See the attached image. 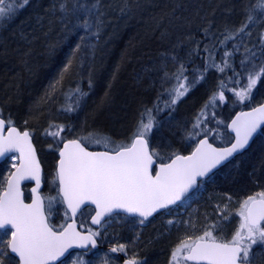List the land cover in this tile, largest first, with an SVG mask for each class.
Listing matches in <instances>:
<instances>
[{
  "label": "trees",
  "instance_id": "1",
  "mask_svg": "<svg viewBox=\"0 0 264 264\" xmlns=\"http://www.w3.org/2000/svg\"><path fill=\"white\" fill-rule=\"evenodd\" d=\"M15 2L18 0H9V3ZM96 2L79 0V3L89 6ZM256 2L98 0V17L89 18L94 25L93 30L99 24L97 37L86 35L83 29L75 27L77 17L81 20L84 18L82 12L72 11L74 5L78 6L77 0H29L26 6L12 12L10 18L0 20V97L8 109L18 115L17 118H25L29 124L39 127L46 118L57 114L56 101L61 98L58 93H68L70 103L61 111L63 115L56 119L61 118L64 125L63 131L54 139L56 145L69 138L89 136L90 133L103 134L112 139H120V133H126L130 139L145 109L151 110L159 125L164 124L159 134L165 143L177 141L183 122L191 121L193 129L198 118H205L207 121L202 122L193 143L207 134L215 145H225L232 140V136L227 129L229 120L220 115L224 106H220L219 110L214 107V113L210 106L214 103L211 99L217 90L226 86L227 80L212 76L213 71L206 63L207 52L203 48L209 45L214 50L215 61L222 60L230 52L237 80H245L246 73L254 72L264 64V41L261 40L264 19L258 14L254 13L256 21L245 30L250 32L248 37L241 33L234 40L222 43L223 34H234L245 22L246 10H250ZM61 3H66L69 9L67 15L60 11ZM206 29L208 35H205ZM81 37H84L83 41ZM77 44L81 47L73 57L72 67L61 83L54 90L50 89ZM238 47L243 51L237 52ZM173 66L177 67L176 71H170ZM177 77H180L179 81ZM194 79L196 82L193 85ZM182 82L189 86L190 93L184 101H177L169 107L171 99L167 97L172 92V86ZM160 85H165L164 90L161 95H155ZM263 85L264 78L255 89ZM190 97L193 98L191 101ZM246 106L232 108L228 119ZM172 115L177 116L176 124L171 122ZM206 125L210 126L208 131L212 135L203 130ZM155 127L148 140L152 151L158 147L165 152L164 156L156 157L159 162L169 160L175 153L186 154L193 149L194 144L178 149L174 146L163 148V142L157 146L158 127ZM53 129L56 130V127ZM95 138L93 136L88 140ZM82 140L90 149H102ZM40 156L42 163L45 162L54 175L58 159L56 150L50 158ZM28 188L29 185L25 186L27 200L30 199ZM200 189L216 200L222 198V193L241 199L264 192V131L257 136L249 150L210 178L202 180L192 194ZM43 190H46V183ZM202 205L209 204L203 202L199 206ZM85 211L89 213L92 208L87 207ZM68 219L69 213L63 206V215L54 221L53 227L59 230L61 223ZM149 241L146 246L153 245V241ZM141 252L150 261V254L145 249Z\"/></svg>",
  "mask_w": 264,
  "mask_h": 264
},
{
  "label": "snow or ice",
  "instance_id": "2",
  "mask_svg": "<svg viewBox=\"0 0 264 264\" xmlns=\"http://www.w3.org/2000/svg\"><path fill=\"white\" fill-rule=\"evenodd\" d=\"M28 3L29 0H18L15 3L0 0V20L10 18L12 12ZM77 5H74L73 13L82 12L84 18L81 20L77 17L78 22L75 27L83 29L86 35L98 37L99 24L97 23L93 30L94 25L89 22L90 17L99 15L98 0L91 6L79 3L77 0ZM59 7L61 12L68 14L66 3H61ZM246 11L245 22L234 34L227 32L223 34L222 43L234 40L236 35L241 33L250 35V32L245 30L256 21L254 13L264 19V0H257L251 9ZM205 35H208L207 29ZM83 40L84 37H81V41ZM261 40L264 41V35L261 36ZM80 47V44L76 45L57 79L50 85V89L54 90L61 83L64 75L72 67L73 57ZM220 71L223 69L221 68ZM262 78H264V64L248 75L247 88L236 93L239 99L241 101L249 99L252 89ZM177 79L179 81L180 77ZM195 82L194 79L192 84L194 85ZM187 91L188 88L183 83H178L172 90V99L168 106L175 104ZM219 98L224 99L223 93ZM154 125L158 127L159 122L155 121L150 109H145V114L142 115L130 143H116L103 134L91 133L83 139L88 140L95 136L94 142L102 145L104 151H89L80 139L63 143L62 148L59 149L56 170L58 195L62 194V202L67 203L73 216L81 205L88 202L95 205L93 224H100L106 216L120 210L138 214L143 218L139 223L143 224L154 213L180 201L189 189L197 185L198 177L206 176L221 161L245 149L258 129L264 131L262 128L264 106L254 108L249 113H241V116L232 122L235 142L230 147L213 148L207 140H203L192 155L175 154L170 163H161L158 169L154 167L156 163L154 157L159 154L149 150L146 139ZM193 127L196 128L198 125ZM62 131V127L56 126V131L48 134L58 137ZM0 157L9 161H19L18 164L12 165L15 172L9 175L5 181L6 187L0 192V229L5 230L4 236H11L6 244L0 239V244H3V248H0V264H4V257L8 258L9 264H13L11 254L19 258L15 264H53L74 246L80 248H87L88 245L96 246L94 237L99 235L97 232L82 235L76 230L74 223L61 225L60 230L57 231L48 223L45 203L39 193L42 170L37 158V150L32 143L30 132L19 130L10 117L7 122L0 118ZM24 180L35 181L36 187L31 191L36 197L30 204L24 202L21 191L20 185ZM54 199L56 198L49 197V212ZM238 215L239 227L230 240L226 242L218 240L212 230H205L203 235L195 240H184L173 251V264H179L181 255L183 261H191L193 264H252L253 246L264 245V192L245 199ZM215 227L212 226L213 229ZM124 250V245L111 249L112 252ZM128 264H143V261L138 262L132 258Z\"/></svg>",
  "mask_w": 264,
  "mask_h": 264
},
{
  "label": "rangeland",
  "instance_id": "3",
  "mask_svg": "<svg viewBox=\"0 0 264 264\" xmlns=\"http://www.w3.org/2000/svg\"><path fill=\"white\" fill-rule=\"evenodd\" d=\"M249 32V31H248ZM248 37V35H247ZM245 42V41H244ZM246 44V43H244ZM243 44V45H244ZM207 49V51H206ZM238 51H243V48L238 47ZM203 51L207 52L206 63H208L210 69L213 71V77L218 80H227L226 86L224 88H220L217 90L213 97L215 99H211L214 103H211V111L214 113V107L216 109H221L220 106H224L222 113L220 114L223 118L228 121L231 113L229 112L233 106L238 105H255L260 102L264 98V85L259 87L257 90L255 87L251 91V95L249 99H245L241 101L239 97L236 95L237 92L242 89L247 88L248 84V75L250 73H254L250 71L245 74V80L236 79L235 76V65L233 64V55L231 54L229 57L223 58L220 61H215V52L211 48H207L204 46ZM217 64V65H216ZM215 65V66H213ZM223 71H220V69ZM224 82V81H223ZM240 82L242 84L240 85ZM183 83V82H182ZM184 84V83H183ZM178 84L174 83L172 86L173 90L177 87ZM188 91L177 101H184L186 96L190 93V88L188 85L184 84ZM223 93L224 99L221 100L220 94ZM172 99V92L169 93ZM193 97V96H192ZM190 97L189 101L193 98ZM176 101V102H177ZM218 101V103H217ZM208 115L209 112H205ZM207 114L205 116H207ZM0 116L9 119L11 118L12 122L16 126H25L26 121L25 118L19 119L18 115H14L10 109L3 103H0ZM222 117L221 120L222 121ZM177 116L172 115L171 121L176 124ZM51 121V120H50ZM175 121V122H174ZM206 122L207 119L199 118L194 125H198V127L191 129V121L183 122V126L181 129L180 135L177 137V141L170 144L165 143L161 140V136L159 133L156 135V145L159 142H163V148H169L175 146V143L179 144L180 142L186 144L187 147H191L194 143L192 139L197 138L198 130L201 128L202 122ZM219 121V122H220ZM217 122V123H219ZM53 124V122L51 121ZM167 123V122H166ZM43 125V124H42ZM41 126H37L39 129H42ZM190 125V126H189ZM209 125H206L203 130L208 131ZM213 130V129H212ZM215 130V129H214ZM56 131L55 129H51V132ZM36 132V131H35ZM209 135L211 131H208ZM49 133V132H48ZM47 133V135H48ZM154 133V127L151 130L150 137ZM34 134V133H33ZM47 135H41L39 137L41 139L42 150L47 154H54V151L58 149L59 145H56L55 137L51 135L49 137L50 141L42 143V140L46 139ZM50 135V134H49ZM37 136V135H36ZM53 137V138H52ZM57 139V137H56ZM95 139L87 140V143L90 145L101 147L105 149L102 145L96 144L94 142ZM116 143H130L131 138L129 137L122 139H112ZM45 141V140H44ZM154 141V139H153ZM197 141V140H196ZM192 145H189V144ZM176 144V145H177ZM196 143L194 144V146ZM158 146V145H157ZM163 149H159L157 147L156 151L160 156H164L162 151ZM44 153L42 154L44 156ZM176 154V153H175ZM13 164H18V160H6L3 165L0 167V192L5 187V181L9 177ZM56 172V169H55ZM53 174V173H52ZM54 175H52L53 178ZM222 178V175H221ZM46 190H43V196L45 198L47 204V213L52 222L51 225H54V221L61 218L63 215V202L57 195L58 186L55 183L50 182L48 177L46 178ZM260 193V192H259ZM258 193L254 194L257 195ZM205 193L204 189H200L197 193L192 194L188 199H185L181 202V207L177 210H171L162 213L155 219L145 221L143 224L139 223L141 219L139 218H130L125 215H119L112 220H107L105 223L101 225L99 228H93L88 219L90 218L92 212L87 213L85 210L81 213L79 217V222L81 228L83 230H91L92 232H97L99 235L97 237L106 244L113 245L119 247L120 245L125 246V250L123 251L126 255L133 256L138 262L143 261V264H173L172 262V253L173 251L179 247V245L184 240H195L197 237L203 235L205 230H212L213 234L217 236V238H228V225L233 223L234 228L233 231H236L239 227L240 217L238 215L239 209L245 199L248 197L244 196L241 199H235L236 197L229 195V193H222V198L213 199L212 196ZM253 196V195H251ZM49 197H55L52 201L51 211L48 210V202ZM203 202L209 205L199 206ZM196 203L198 205L196 206ZM213 204V205H212ZM224 204V205H223ZM223 205V206H222ZM61 216V217H60ZM224 217H227L225 219ZM69 220V219H68ZM68 220H65L62 225H64ZM171 221V223H169ZM59 224L58 226H60ZM215 225V229L212 226ZM56 226V225H55ZM234 234V233H232ZM0 239L3 240V243L6 244L7 240L10 239V235L4 236V231L0 230ZM150 240V241H149ZM153 241V245H147V242ZM155 242V243H154ZM144 247V248H143ZM264 247V245H263ZM0 248H3V244H0ZM145 249V252L150 254V261L147 259L145 254L141 251ZM7 264H9L8 258L4 257ZM3 258V259H4ZM255 258V256H254ZM254 258L252 262H254ZM182 255L179 259V264L182 263ZM14 261V259L12 258ZM59 264H119L117 258L112 256V254H107L105 251H75L73 252L67 259Z\"/></svg>",
  "mask_w": 264,
  "mask_h": 264
},
{
  "label": "water",
  "instance_id": "4",
  "mask_svg": "<svg viewBox=\"0 0 264 264\" xmlns=\"http://www.w3.org/2000/svg\"><path fill=\"white\" fill-rule=\"evenodd\" d=\"M261 106H264V101H263L262 103L256 105V106H253L252 108H248V109H245V110L238 111L237 113H235V114L231 117V119L228 121V124H227L228 132L233 136V140H232V142H231L230 144H228V145H226V146H216V145H214L213 143L210 142L209 138H207V137H203V138H201V139L198 140L196 146L192 149L191 152H189V153H187V154H179V155H181V156H190V155H192V153L195 151V149L199 146V143H200L201 141H203V140H207L208 144H210L213 148L223 149V148L230 147V146L235 142V132L233 131V128H232V122H233L234 120H236V118H237L238 116H241V113H249V112H252L254 108H258V107H261ZM0 118H1V117H0ZM242 119H243V118H242ZM262 128H264V125H262ZM18 129H19V128H18ZM19 130H20V129H19ZM6 131H7V128H6ZM23 131H24V130H23ZM260 132H261V130L258 129L257 132L253 134V137L250 139L249 144L245 147V149L241 150V151L238 152V153H234L233 156L229 157L227 160L221 161V163L218 164L215 168H213V169H212V170H211L206 176H204V177H198V178H197V185L194 186L193 188L189 189L188 193H186L185 196H184L180 201H177L176 204L169 205L168 208H170V207H172V206H175V205L179 204L182 200H184L187 196H189L193 191H195L196 188H197L198 185H199V182H200L201 180L209 178L213 173H215L217 170H219L220 168H222L223 166H225L226 164H228V163H229L230 161H232L235 157H237L238 155H240V154L244 153L245 151H247V150L249 149V147L252 145V143L254 142V140L256 139V137L259 135ZM146 139H147V137H146ZM68 140H72V139H67V140H65L63 143H66ZM147 140H148V139H147ZM32 143H33V145L35 146L34 141H33V138H32ZM63 143L61 144V147H60V148H62ZM148 144H149V141H148ZM84 146H85V145H84ZM85 147H86L89 151H104V150H102V149H101V150H98V149H90V148H88L87 146H85ZM35 148H36V146H35ZM149 150L151 151L150 145H149ZM9 155H13V154H9ZM15 155H18V154H15ZM174 157H175V156H173V157H172L168 162H166V163H170L171 160L174 159ZM37 158H38V160H39V162H40L38 152H37ZM154 159H155V157H154ZM58 160H59V151H58ZM58 160H57V164H58ZM5 161H6L5 158L0 157V166H1V164L4 163ZM155 161H156V159H155ZM18 163H19V161H18ZM160 164H161V163H157V161H156L154 167H156V168L158 169V167H159ZM40 166H41V170H42V172H41V187H40V189H39V193H40V195H41V197H42V199L44 200V203H45V199H44V196H43V193H42V190H43V187H44V182H43V168H42L41 162H40ZM56 170H57V165H56ZM14 172H15V168L12 170L11 173H14ZM11 173H10V174H11ZM28 184L30 185V187H29L30 200H29V201H27V200L25 199V190H24L25 185H28ZM5 187H6V184H5ZM5 187H4V188H5ZM20 187H21V191L23 192L24 202L30 204V203L32 202V200L35 199V197H36V194L33 193V192L31 191L33 188L36 187V185H35V181H34V180H24V181L21 182ZM3 190H4V189H3ZM3 190H2V191H3ZM2 191H1V192H2ZM61 195H62V194H61ZM61 195H60V197H61ZM63 204H64V207L66 208V210L68 211L69 215H70V219L65 223V226L68 225V224H73V223H74L75 228H76V230H77L78 232H80L82 235H85V236H86V235H89L90 231H88V230H85V231H84V230H82V229L80 228V224H79V222H78V217H79V215L81 214V212H82L85 208H87V207H92L93 209H95V205H92V204L86 202L84 205H81L80 209L77 210L75 216H73L72 213H71V209H69L68 206H67V203H66V202H63ZM168 208H166V209H168ZM166 209H161V210H159L158 212L154 213L152 216L148 217L147 220L151 219L153 216H155V215L158 214L159 212L164 211V210H166ZM45 211H46V203H45ZM46 214H47V212H46ZM115 214H123V215L129 216V217H137V218L143 219L142 217H139L138 214L126 213V212L120 210V211H118V212H114V213L110 214L109 216H106V217L101 221L100 224H93V223H92V217L95 216V210H94V212L92 213V215H91L90 218H89L90 225H91L93 228H99V227H100V226L106 221V219H108L110 216L115 215ZM147 220H146V221H147ZM48 223H49V219H48ZM49 224H50V223H49ZM50 225H51V224H50ZM0 230H3V231H4V229H0ZM57 231H59V230H57ZM10 238H11V236H10ZM94 239L96 240V246H95V247H92L91 245H88L87 248H80V247L74 246V247L70 248V249L68 250V252L65 253L64 256L60 257L57 261L53 262V264H58V263L62 262L65 258H67V256H68L70 253H72V252H74V251H76V250L87 251V250H89V249H97V248H99V247H100V244L98 243V241H97V239H96L95 237H94ZM114 247H115V246H108L107 249H108L109 252H111V253H113V254H118V255L121 254V252H112L111 249L114 248ZM12 255L15 256L17 259H19L15 254H12ZM129 260H130V259H125L124 262H123V264H128V261H129ZM190 262H191V261H190Z\"/></svg>",
  "mask_w": 264,
  "mask_h": 264
},
{
  "label": "bare ground",
  "instance_id": "5",
  "mask_svg": "<svg viewBox=\"0 0 264 264\" xmlns=\"http://www.w3.org/2000/svg\"><path fill=\"white\" fill-rule=\"evenodd\" d=\"M66 18V17H65ZM207 48H211V47H209V45L207 46ZM212 49V48H211ZM237 52H241V51H238V50H236ZM230 56V52L225 56V59H226V57H229ZM233 64H234V61H233ZM235 65V64H234ZM176 69H177V67H172V69L170 70V71H176ZM165 87V85H160L156 90H155V95H161V93L163 92V88ZM59 95H61V98L58 100V101H56V110L59 112H57V114L56 115H54L53 117L52 116H50L49 118H46L45 119V122L43 123V125H42V129H39L37 126L35 127V125H32V124H29L28 122H26L25 124V126H22V127H20V126H16L17 128H19L21 131H23V130H27V131H29L30 132V134H31V137L33 138V141H34V144H35V146H36V150H37V152H38V155H39V159H40V162H41V165H42V168H43V182L45 183L46 182V178L48 177V179H49V181L50 182H53V183H55V185H57L58 186V181L56 180V172H54V176H53V178H52V171L50 170V168L48 167V165L44 162V164L42 163V158H41V154H43L44 152H43V150H42V147H40V145H41V139L39 138V137H41V135L43 136H45V135H47V133L49 132L50 133V130L52 129V128H55L56 126H61V127H63L64 128V125H63V120L60 118V119H58V120H56L57 118H59L60 116H62L63 115V113H61V111H63L64 109H66L67 107H68V105H69V103H70V101H69V94L68 93H63V92H59L58 93ZM159 97V96H158ZM167 99H171V96H168L167 97ZM264 101V100H263ZM263 101H260V102H258V103H256L255 105H251V106H246L245 108H243V109H239L238 111H241V110H245V109H248V108H252L253 106H256V105H258V104H260V103H262ZM2 102V99H1V97H0V103ZM239 106L240 105H236V106H233L232 108H239ZM237 111V112H238ZM236 112V113H237ZM1 117V116H0ZM1 118H3L6 122H7V118H5V117H1ZM167 119H169V118H167ZM231 119V118H230ZM229 119V120H230ZM53 122V124L51 123V121ZM169 121V120H168ZM167 121V122H168ZM63 125V126H62ZM163 125L164 124H162V125H159L158 126V128H157V132L158 133H160V131L163 129ZM94 130L96 131V129L94 128ZM156 130V127H155V125H154V131ZM36 131V132H35ZM85 132V131H84ZM34 133V134H33ZM85 134H89L88 132H85ZM118 134V136H119V133H117ZM37 135V136H36ZM51 137V135H47L46 137V139H44V140H42V143H44V142H47V141H50V139H49V137ZM127 137V135H126V133H120V139H122V138H126ZM203 137H207V138H209V136L207 135V134H205V135H202V137L201 138H203ZM53 138V137H52ZM201 138H199V139H201ZM69 139H80L81 140V143L83 144V145H85V146H87V144L82 140L83 138L82 137H80V138H77V137H73V138H69ZM147 139H148V137H147ZM198 139V140H199ZM67 140V139H66ZM198 140H197V142H198ZM209 140H210V138H209ZM65 141V140H64ZM63 141V142H64ZM38 143V144H40V145H36V143ZM62 142V143H63ZM192 142H194V139H192ZM197 142H196V144H197ZM61 143V144H62ZM231 143V141L229 142V143H226L225 145H221V146H226V145H228V144H230ZM61 144L59 145V147H58V149H57V151H56V153H57V158H58V151H59V149H60V147H61ZM189 145H192L191 143L189 144ZM39 146V147H38ZM186 146V145H185ZM196 146V145H195ZM180 147H183V143H179V144H177L176 146H174V148L175 149H178V148H180ZM251 147V146H250ZM250 147H249V149H250ZM248 149V150H249ZM99 150V149H98ZM246 152V151H245ZM244 152V153H245ZM243 154V153H242ZM52 155H50V154H47V153H44V158H50ZM46 158V159H47ZM13 170V169H12ZM12 172V171H11ZM59 191V190H58ZM46 207H47V205H46ZM88 222H89V219H88ZM89 224H90V222H89ZM5 231V230H4ZM89 231V230H88ZM90 232H92L91 230H90ZM95 238L97 239V241H98V243L100 244V247L99 248H97V249H90V250H95V251H102L101 250V248L104 246L103 245V243L104 242H102L101 240H100V238L99 237H97V236H95ZM104 244H106V243H104ZM108 245L109 244H107V248H108ZM110 246H113V245H110ZM116 247V246H115ZM111 253V252H110ZM111 254H113V253H111ZM113 255H118V254H113ZM70 256V255H69ZM69 256H67V258L69 257ZM7 258V257H6ZM66 258V259H67ZM64 261V260H63ZM6 261H5V258H4V263H5Z\"/></svg>",
  "mask_w": 264,
  "mask_h": 264
},
{
  "label": "flooded vegetation",
  "instance_id": "6",
  "mask_svg": "<svg viewBox=\"0 0 264 264\" xmlns=\"http://www.w3.org/2000/svg\"><path fill=\"white\" fill-rule=\"evenodd\" d=\"M168 161V160H167ZM167 161H164V162H159V161H157V163H165V162H167ZM2 166V165H1ZM156 168V167H155ZM188 199V198H187ZM184 201V200H183ZM182 201V202H183ZM181 207V203H179V204H177V205H175V206H172V207H170V208H168V209H166V210H164V211H161V212H159L158 214H156L155 216H153L150 220H152V219H155L156 217H158L159 215H161L162 213H164V212H167V211H171V210H177V209H179ZM92 213L94 212V210L92 209V211H91ZM92 215V214H91ZM120 215H122V214H120ZM234 228V226H233V223H231L230 225H228V234H227V236H228V238H226V239H223V238H218V240H223V241H228V240H230L231 238H232V236L234 235V234H232V233H235V231H233L232 229ZM103 247L101 248V250L102 251H105L107 254H111L109 251H108V249H107V244H104L103 243ZM108 246H110V245H108ZM253 253H254V256H255V258H254V262H252V264H264V247H263V245H255V246H253ZM12 255V254H11ZM112 256H115L116 258H117V260H118V262H119V264H123V262H124V260L125 259H132L133 258V256H129V255H126L124 252H121V254H119V255H113L112 254ZM12 257L16 260V261H18V259L15 257V256H13L12 255ZM182 260V263L183 264H193V262H190V261H188V262H185V261H183V259H181Z\"/></svg>",
  "mask_w": 264,
  "mask_h": 264
}]
</instances>
